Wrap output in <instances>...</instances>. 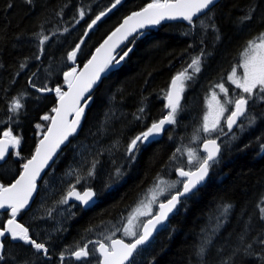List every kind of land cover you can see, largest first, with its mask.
<instances>
[{
	"label": "trees",
	"instance_id": "trees-1",
	"mask_svg": "<svg viewBox=\"0 0 264 264\" xmlns=\"http://www.w3.org/2000/svg\"><path fill=\"white\" fill-rule=\"evenodd\" d=\"M113 2L33 0L27 4L25 0H0V137L11 130L21 138L19 147L12 148L0 163V182L7 185L19 176L22 164L33 156L50 123L40 117L53 115L51 109L57 105L54 92L41 94L29 86L32 73H37L38 84L47 83L50 88L61 85L66 90L63 71L72 66L79 71L124 17L151 0H121V4L84 36L91 19ZM9 4L13 6L9 8ZM250 6L255 7L253 19L242 23L241 18ZM80 8L87 12L83 19L78 15ZM61 11L63 15H57ZM194 21V28L187 21L160 25L142 37H134L119 52L132 48L121 66L103 79L80 130L40 180L39 192L31 207L18 216L38 242H46L50 259L20 242L5 239L8 254L2 264H22L24 259L34 264H61V252L65 254L64 264H99L95 244H90L89 260L75 259L71 249L87 240L105 242V238L96 234L106 224H116L113 228L121 229L114 238L121 237L128 242L135 239L123 234L125 219L122 218L128 216L146 189L161 177L172 183L177 180V167L188 168L187 151L200 150L208 138L201 129L209 95L220 83L228 88L231 97L241 92L228 76L234 67L242 71L239 65L247 41L264 31V0H221L207 15ZM211 24L215 30L209 27ZM65 28L69 31L64 32ZM43 35L50 40L41 46L39 40ZM81 39L85 43L73 65L67 60V54ZM201 51L204 52L201 71L189 69L192 79L180 83L183 92L177 123L170 125L161 139L142 146L134 162L129 161L125 155L128 142L168 114L165 95L173 77L187 68ZM22 63L27 64L23 70ZM14 97L24 105L18 117L8 110ZM142 107L144 112L140 113ZM250 107L259 118L251 126L243 118V129L238 127L229 134L234 133L235 139L220 137L219 163L210 170L207 183L182 200L179 210L156 238L135 253L134 264H258L264 246L255 244V255L251 256L242 250L235 251L245 228L249 239L264 233V221L259 219L257 208L264 196V148L261 147L264 145V102L250 101ZM137 116L142 118L136 119ZM38 123L44 127L37 129ZM177 148L181 149L180 153H176ZM17 151L19 156L15 155ZM173 153H176L175 159H172ZM96 160L99 163L95 175L88 177V169ZM116 168L122 171L119 177L113 175ZM77 177H80L79 184ZM73 183L80 190L93 188L98 203L89 209L60 203ZM179 188L181 185L171 192ZM224 204L233 207L226 222L213 234ZM9 218V212L0 213V226ZM209 236L212 242L206 254L203 258L197 257V249Z\"/></svg>",
	"mask_w": 264,
	"mask_h": 264
},
{
	"label": "snow or ice",
	"instance_id": "snow-or-ice-1",
	"mask_svg": "<svg viewBox=\"0 0 264 264\" xmlns=\"http://www.w3.org/2000/svg\"><path fill=\"white\" fill-rule=\"evenodd\" d=\"M25 2L32 4L33 0H25ZM215 3L216 0H151L139 11H133L125 17L123 23L95 49V53L91 55V58L83 65L81 70L78 71L77 67L72 66L67 71H63L64 84L67 85L66 91L61 85L50 88L47 83L38 84L35 79L37 73H32V76L28 80L29 86L35 92L41 94L54 92L58 98V105L51 109V113L55 115L44 114L40 117L41 120L50 123L43 132L42 138L35 148L34 155L26 163L22 164L23 171L19 174V177L8 185L0 183V209H10V218L7 219L5 224L0 226V264L5 261V257L8 254L4 242L5 239L20 242L21 245L34 250V253L50 259L49 247L46 242H38L30 234L29 228L17 221V216L29 206V201L37 189V178L40 177L45 167L49 165V161L53 159V156L57 153V149L62 144H65V142L70 143L69 137L76 134L85 115V108L92 100L91 91L98 81L101 80V75L120 65L121 61L132 51V48H127L126 51H122V54L118 53L114 55L113 53L116 52L119 45L139 29H143L149 25H158L165 20L180 19L187 21L194 28V18H198L200 15H207ZM119 4H121V0H114L109 8L101 11L94 19H91V23L87 25V30H85L83 35L88 36V30L92 29L102 17L106 16ZM12 6L11 4L8 5L9 8ZM254 12L255 7L250 6L249 11L242 16L241 22L251 21ZM57 15H63L62 11L57 13ZM78 15L80 19H83L87 15V12L84 8H80L78 9ZM79 22L80 20H76V23ZM209 27L215 30L214 24L209 25ZM68 31V28L64 29V32ZM49 40V36L43 35L39 40V44L43 46ZM84 43V39H81L74 49L68 52L67 60L71 61L73 65L76 64L78 53L81 51V45ZM42 52L43 47H41ZM203 56L204 52L201 51L199 55L192 58L187 68L178 72L173 77L170 90L165 95V99L168 101L165 106L170 111L159 121L152 122L151 126L147 127L145 131L130 139L125 150V155L129 161L134 162L137 154L141 151V147L151 143L155 137L159 136L165 130V125L177 123L176 115L180 107V94L183 92V87L181 86L178 89L177 85L178 83L182 84V81L185 79H192V76L188 74L189 69L197 73L201 71ZM36 59L39 60L40 56L38 55ZM239 66L243 68L242 75L238 77L237 68L234 67L228 76V80L237 89L241 90V94L239 96L233 94L229 98V90L223 83L217 85L220 92L224 94L223 101L217 99L215 92L212 93V100L216 101V111L213 113L210 110L204 116L201 130L208 134L216 133V138H206L203 141V151L206 155H199L193 149L187 151V170H185V167H177L176 173L180 179L168 185L169 188L175 189L176 185L179 184L181 188L176 189L175 192H170L165 201H160L158 203V211L153 214L150 209L152 204L158 202L159 196L165 194L166 189L160 187V184L164 183L163 181H160L153 189L149 190L151 195L148 198L147 205L145 201L141 200L126 218H122L127 220L126 225L122 229L123 234L135 237L133 241L125 243L123 239H113L112 236L115 235V231H121L120 228H115L112 235L105 237V240L110 241V243L103 241L88 242L98 245V248L95 250L102 257L99 264H134V253H138L141 246L149 243L153 232L157 231V226H163L169 214L179 210L178 205L183 203L181 198H186L189 194L194 195L198 186L209 177L210 170L219 163L222 145L217 143V140L221 136H228L229 133H232L234 126L243 129L244 125L241 118H247L249 126L255 123L256 117L254 114L249 113V105L250 101L255 102L257 99L260 102H264V31L247 41L243 51V62ZM26 67L27 64L25 63L20 65L21 70ZM229 105H232L231 109L228 107ZM23 107L24 105L21 100L18 97H14L8 105V110L18 117ZM209 107L211 109V104ZM139 112L143 113L144 108H140ZM225 113L229 114L225 116ZM69 116L73 118L70 120ZM12 118L11 116L9 117L10 120ZM141 118V116L136 117V119ZM222 119L224 120L223 125L221 124ZM238 121L241 122L238 123ZM43 127L39 123L36 124L37 129ZM225 127L227 131H225ZM3 137V139H0V161L5 160L6 155L9 154V146L18 148L21 142V138L13 135L11 130L5 131ZM232 139H235L234 135ZM261 147L264 148V145ZM180 152L181 149L177 148L176 153ZM176 153H173L172 159L176 158ZM15 155L19 156L20 153L17 151ZM98 163V160L92 162L87 172L88 177H94ZM113 175L116 177L121 176V169L116 168ZM76 183H80V177L76 178ZM96 195L97 193L90 187L81 192L76 189L75 185H72L60 203L67 204L70 199H75L85 206H91L96 202ZM145 207L149 211H142ZM232 207L231 204H224L222 206L220 217L217 218L216 228L212 230L213 234L226 222ZM257 208L259 210V219L264 221V196L260 198ZM49 216H51V212H49ZM141 216H149L150 218L146 222H141L139 227L142 230L137 231L134 221H138ZM248 236V228H245L238 237L239 243L235 251L239 252L242 250L250 256L255 255L254 245L259 244L264 246V233L254 239H249ZM211 242L210 236L204 239L197 249V257H204L207 246ZM71 255L77 260L88 257V244L86 243L82 247L78 246L77 250L71 252ZM64 260L65 254L61 252V264H64ZM22 264H34V262L24 259ZM258 264H264V247L261 249Z\"/></svg>",
	"mask_w": 264,
	"mask_h": 264
},
{
	"label": "water",
	"instance_id": "water-1",
	"mask_svg": "<svg viewBox=\"0 0 264 264\" xmlns=\"http://www.w3.org/2000/svg\"><path fill=\"white\" fill-rule=\"evenodd\" d=\"M221 0H216V3H215V5L216 4H218L219 2H220ZM214 5V6H215ZM214 6H212V7H214ZM139 11V10H138ZM130 15V14H129ZM128 16V15H127ZM126 16V17H127ZM202 15H200L199 17H201ZM198 17V18H199ZM125 18V17H124ZM124 18H123V20H124ZM194 19H197V18H194ZM123 20H122V22L121 23H123ZM175 22H180V23H183V22H186V21H183V20H180V19H178V20H165V21H162L160 24H158V25H149V26H146L145 28H143V29H139L136 33H133L132 35H130L128 38H127V40H124L120 45H119V47L116 49V52L115 53H113L114 55H116V54H118L124 47H126L127 45H128V43L134 38V37H136V36H138V37H142V36H144L147 32H149V31H151V30H153V29H155L156 27H158V26H160V25H164V24H169V23H175ZM120 23V24H121ZM119 24V25H120ZM119 25L117 26V27H119ZM116 27V28H117ZM115 28V29H116ZM114 29V30H115ZM113 30V31H114ZM112 31V32H113ZM111 32V33H112ZM110 33V34H111ZM109 34V35H110ZM107 38V37H106ZM105 38V39H106ZM101 43H103V41L101 42ZM100 43V44H101ZM99 44V45H100ZM99 45H98V47H99ZM93 53H95V50H94V52ZM91 58V57H90ZM122 62L123 61H121V63H120V65H118V66H116L115 68H113L111 71H113V70H116V69H118L120 66H121V64H122ZM87 63V62H86ZM83 68V66L80 68V70ZM111 71H108V72H106V73H103L102 75H101V80L100 81H98V83H97V85H95L94 86V88L92 89V91H91V95H92V100L89 102V105L85 108V114H86V111H87V108L90 106V104L92 103V101H93V95H94V93H95V91L97 90V88L100 86V84L102 83V81H103V79L111 72ZM66 86V90H67V85H65ZM181 86H180V83H178V85H177V88L179 89ZM65 90V91H66ZM181 95V99H182V93L180 94ZM181 99H180V101H181ZM167 103H168V101H167ZM57 105H58V101H57ZM56 105V106H57ZM168 109V108H167ZM170 110V109H169ZM53 115H55L54 113H53ZM84 117H85V115H84ZM84 117L82 118V120H81V124H82V121H83V119H84ZM73 117L72 116H69V119L71 120ZM243 118H241V120H242ZM238 123H240V121H238ZM81 124H80V126H79V128L77 129V132H76V134L78 133V131L80 130V127H81ZM169 126L170 125H165V130L159 135V136H157V137H155L154 138V140L152 141V142H154V141H157V140H159V139H161L163 136H164V134H165V132L167 131V129L169 128ZM237 127L236 126H234L233 127V130H235ZM72 136H70L69 137V140H70V138H71ZM4 137H3V135L0 137V139H3ZM40 141V140H39ZM39 141H38V143H39ZM37 143V144H38ZM67 143L68 142H65V144H62L61 146H60V148L59 149H57V153L53 156V159L51 160V161H49V165L48 166H46L45 167V169L41 172V174H40V177H38L37 178V189H36V191L33 193V196H32V199L29 201V206L26 208V209H24V210H27L28 208H30L31 207V205L33 204V202L35 201V199H36V197H37V195H38V192H39V188H40V180L41 179H43V177L45 176V173H46V171L48 170V168L53 164V162H54V160L56 159V157L58 156V154H59V152L62 150V148L63 147H65L66 145H67ZM217 143H219L218 141H217ZM11 150H12V147L11 146H9V154H10V152H11ZM201 150H202V152L204 153V151H203V143H202V146H201ZM221 151H222V148H221ZM35 153V152H34ZM8 154V155H9ZM206 154V153H205ZM8 155H6V158L8 157ZM34 155V154H33ZM6 158H5V160H6ZM31 159V158H30ZM5 160H3V161H0V163H2V162H4ZM185 170H187V169H185ZM22 171H23V169H22ZM21 171V172H22ZM176 175H177V173H176ZM210 175V174H209ZM19 177V176H18ZM17 177V178H18ZM177 177H178V175H177ZM16 178V179H17ZM179 178V177H178ZM208 179H209V177L201 184V185H199L198 186V189L197 190H195V192L196 191H198L201 187H203L206 183H207V181H208ZM15 181V180H14ZM13 181V182H14ZM0 183H3V182H0ZM4 184V183H3ZM8 185V184H7ZM78 191H83V190H80L79 188H76ZM93 189V188H92ZM94 190V189H93ZM95 191V190H94ZM96 192V191H95ZM192 194H189L187 197H189V196H191ZM182 200H184L185 198H181ZM95 200H96V202H95V204L94 205H91V206H85V205H83V204H81L79 201H76L75 199H70L69 201H68V203L69 204H78V205H80V206H82L84 209H89V208H91V207H93V206H95L97 203H98V201H99V198H98V195H96V197H95ZM165 201V200H164ZM179 206L180 205H178V208H179ZM23 211V210H22ZM158 211V210H157ZM4 212H9L10 213V209H0V213H4ZM176 212L177 211H174L173 213H170L169 214V217H168V219L164 222V225L163 226H157V231H155V232H153V235H152V237H150V241H149V243H151L155 238H156V236L158 235V233L166 226V224H168L169 223V221L173 218V216L176 214ZM18 216H19V214H18ZM18 216H17V221L19 222V223H22L20 220H19V218H18ZM147 221V220H146ZM145 221V222H146ZM142 230V229H141ZM113 239H123V238H121V237H115V238H113ZM124 240V239H123ZM16 242V241H15ZM124 242L125 243H128V241H126V240H124ZM106 243V242H105ZM149 243H147L146 245H148ZM146 245H143V246H141V247H144V246H146ZM97 248H98V245H97ZM98 252V251H97ZM98 254H99V252H98ZM134 255H135V253H134ZM99 256H100V254H99ZM100 258H101V260H102V257L100 256ZM131 259V258H130ZM100 260V261H101Z\"/></svg>",
	"mask_w": 264,
	"mask_h": 264
},
{
	"label": "rangeland",
	"instance_id": "rangeland-1",
	"mask_svg": "<svg viewBox=\"0 0 264 264\" xmlns=\"http://www.w3.org/2000/svg\"><path fill=\"white\" fill-rule=\"evenodd\" d=\"M242 62H243V58H242V60H241V64H242ZM242 71H239V70H237V76L239 77L240 75H242V72H243V68L241 69ZM231 82V81H230ZM225 86V85H224ZM226 87V86H225ZM227 88V87H226ZM213 92H215L216 93V95H217V99H219V100H221V101H223V99H224V94L223 93H221L220 92V89L218 88L217 90H214ZM212 92V93H213ZM212 93L209 95V97H208V99H207V110H206V114L207 113H209V111L211 110L213 113H215V111H216V101H214V100H212ZM241 94V92H239V94H238V96ZM229 98H231V96H230V94H229ZM259 100L257 99V101L255 100V102H258ZM211 104V109H210V107H209V105ZM230 109L232 108V105H229L228 106ZM249 113L250 114H254V111H253V109H251V107H250V105H249ZM205 114V115H206ZM229 113H225V116H227ZM255 115V114H254ZM256 117V116H255ZM259 118V116L258 117H256V120ZM245 119H247V118H245ZM221 124L223 125L224 124V120L222 119L221 120ZM225 131H227V128L225 127ZM233 132V131H232ZM230 134V133H229ZM234 135V133L233 134H231V135H228V136H221V137H225V138H232V136ZM205 136L206 137H208V138H216V133H212V134H208V133H206L205 134ZM235 136V135H234ZM219 140V139H218ZM217 140V141H218ZM196 152L199 154V155H206L205 153H203L202 152V150L200 149V150H196ZM178 179H180V178H178L177 177V180ZM168 179H166L165 177H161L155 184H153L152 186H150L148 189H146V191L142 194V196L137 200V202H136V204H135V207L133 208V209H135L136 207H137V205H138V203L141 201V200H143V201H145V204L147 205V202H148V198H150V195H151V193L149 192V190L150 189H153L154 187H155V185L157 184V183H159L160 181H163L164 183H162V184H160V187H163V188H165L166 189V191H165V194L164 195H161V196H159V198H158V202L157 203H155V204H152L151 205V212L154 214L156 211H157V209H158V203L160 202V201H164V200H166V198L168 197V195H169V193L172 191V189L171 188H169L168 187V185H170L171 184V182H169V181H167ZM177 180H174V181H172V182H175V181H177ZM72 185H75V183H73ZM179 186V184H177L176 185V188ZM142 211H149V209L147 208V207H145V208H143L142 209ZM129 215V214H128ZM148 218H150L149 216H141V217H139V220L138 221H134V225H136V230L137 231H140L141 230V228L139 227V225H140V223L141 222H145ZM125 222H124V224H123V226H122V229H123V227L126 225V223H127V220L125 219L124 220ZM116 226V224H106L104 227H101L100 228V230H98L97 231V233L98 234H96V236H98V237H102V239L103 238H105L106 236H109V235H112V233H113V231H115V229L113 228V227H115ZM116 228H118V227H116ZM117 231H115V233H116ZM130 237V236H129ZM112 238H114V236H112ZM133 238V237H132ZM93 242H95V241H97V240H92ZM89 241L87 240L84 244H88V250H89V247H90V244L91 243H88ZM106 243H110V241H105ZM84 244H82V245H78V246H80V247H82ZM77 246V247H78ZM77 247L76 248H73V249H71V251H75V250H77ZM97 248V244H95V249ZM96 253L98 254V252L96 251ZM95 255V254H94ZM99 255V254H98ZM89 256H91V253H89ZM89 256L88 257H86V258H83V259H86V260H89L90 258H89ZM75 258V257H74ZM76 259V258H75ZM89 262H87L86 264H88ZM92 264V263H91Z\"/></svg>",
	"mask_w": 264,
	"mask_h": 264
},
{
	"label": "flooded vegetation",
	"instance_id": "flooded-vegetation-1",
	"mask_svg": "<svg viewBox=\"0 0 264 264\" xmlns=\"http://www.w3.org/2000/svg\"><path fill=\"white\" fill-rule=\"evenodd\" d=\"M243 73V72H242ZM238 128V127H237Z\"/></svg>",
	"mask_w": 264,
	"mask_h": 264
},
{
	"label": "bare ground",
	"instance_id": "bare-ground-1",
	"mask_svg": "<svg viewBox=\"0 0 264 264\" xmlns=\"http://www.w3.org/2000/svg\"><path fill=\"white\" fill-rule=\"evenodd\" d=\"M208 14V13H207Z\"/></svg>",
	"mask_w": 264,
	"mask_h": 264
}]
</instances>
